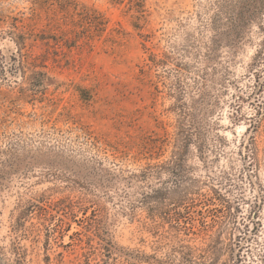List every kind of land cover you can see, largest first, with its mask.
Returning a JSON list of instances; mask_svg holds the SVG:
<instances>
[{
  "label": "rangeland",
  "instance_id": "obj_1",
  "mask_svg": "<svg viewBox=\"0 0 264 264\" xmlns=\"http://www.w3.org/2000/svg\"><path fill=\"white\" fill-rule=\"evenodd\" d=\"M75 1L0 0V264H264V0Z\"/></svg>",
  "mask_w": 264,
  "mask_h": 264
},
{
  "label": "trees",
  "instance_id": "obj_2",
  "mask_svg": "<svg viewBox=\"0 0 264 264\" xmlns=\"http://www.w3.org/2000/svg\"><path fill=\"white\" fill-rule=\"evenodd\" d=\"M115 3H121L123 0H111ZM136 8L142 6V0H130ZM30 16L25 21L22 16L12 17L10 33L15 36L16 41L24 46L27 37H33V40H45L44 35L40 34L42 30L37 31L32 20L41 19L42 14L50 23L47 25L59 27L60 25L68 26L63 33L60 43L67 47L75 46L81 39H92L99 35L105 29V20L99 12L92 10L83 5L78 4L75 0H30ZM51 21L53 22L52 25ZM59 25V26H58ZM87 31V33H85ZM28 35V36H27ZM59 42L58 40H56ZM181 136V134H180ZM187 139H175L174 150L172 152L171 161H175L179 153V145H186ZM183 143V144H182ZM169 192L165 189L156 188L150 193L144 195V199L157 202L165 200V195Z\"/></svg>",
  "mask_w": 264,
  "mask_h": 264
}]
</instances>
